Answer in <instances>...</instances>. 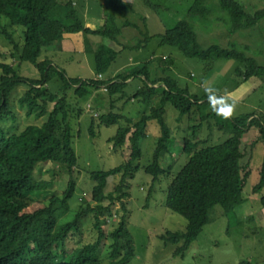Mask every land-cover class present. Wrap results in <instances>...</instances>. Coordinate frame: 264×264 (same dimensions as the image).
<instances>
[{
    "label": "trees",
    "instance_id": "obj_1",
    "mask_svg": "<svg viewBox=\"0 0 264 264\" xmlns=\"http://www.w3.org/2000/svg\"><path fill=\"white\" fill-rule=\"evenodd\" d=\"M144 2L156 7L151 0ZM218 4L221 10L228 13L229 19L225 21L229 23L228 29L232 33L252 28L264 18V8L249 12L238 0H218ZM131 6L124 0H106L103 4L104 22L93 28L81 18L74 0H61L60 9L54 10L50 0H0V36L13 45L11 55L15 60L30 62L40 73L38 79L23 77L13 64L0 60V264H129L136 253L128 227L130 211L126 200L131 196L130 180L141 168L139 161L143 152L140 140L148 135V123L156 120L161 129L153 162L143 167L146 173L153 176L147 198L149 201L154 194V183L167 173L161 162L171 153L173 145L172 129L166 120V105L172 104L179 112L180 119L186 115L193 118L198 113L203 122L210 121L214 116L216 111L213 106L220 108L213 97L181 88L172 76L152 79L147 65L107 76L112 64L127 48L121 45L118 37L122 33L118 17ZM214 10L211 0H195L187 16L172 28L161 34L149 35L146 39L144 37L131 49L146 48L152 39L158 38L160 47H176L187 58L209 64H213L215 59L236 61L239 65L234 70V76L241 77L240 82L256 75L264 76V65L241 51L219 45L202 48L194 22L212 19ZM218 20H222V17ZM126 24L133 25L130 21H126ZM135 27L138 25L135 24ZM17 30L21 32V42L16 38ZM74 33H82L87 38L86 49L95 55L97 78L83 80L69 77L49 57L41 58L43 52L62 41L66 34ZM92 35L100 36L108 43L99 42L97 47L90 48L88 37ZM58 79L60 85L51 91L52 82ZM137 80L139 86L127 100L137 99L146 103L157 96L160 89L161 96L160 106L152 107L150 113L135 120L123 113V105L116 107V103L125 98L127 86ZM18 85L27 87L18 97L19 104L26 109V115L47 119L42 125H29L23 131L10 135L5 132L1 122L14 117L11 96ZM91 89L106 92L105 97L100 94V99L95 98L97 100L91 106L93 112L99 115L98 118L92 115L91 133L95 132L97 120L99 125L106 126L124 121L125 125L119 127L110 141L114 142L116 148L129 144L132 152L130 158L120 166L92 172L91 177L95 180L92 200L82 199L78 211L70 217L59 218V213L69 210V202L75 194L76 184L73 180L62 196L54 195L44 204L34 206L29 195L51 185L49 181L36 180L35 171L40 163H60L69 171L77 165L69 123L70 111L82 113L80 99L89 96ZM73 95L77 109L71 108ZM107 104H110L109 109L106 108ZM210 109L212 111L209 112ZM227 119L231 122L230 126L224 122L219 124L221 130L230 133V137L223 142L199 148L200 141L194 142L191 137L184 139L182 151L189 155V159L169 184L165 205L186 218L188 225L185 231H167L160 236L166 244L177 246L175 256L186 254L204 227L212 221L215 206L221 205L225 215L233 217L246 201L244 187L251 168L249 164H244L248 145H245L242 136L257 129L264 135V119L260 116L250 118V115L239 118L229 116ZM202 124L195 125L194 131ZM253 140L249 144L252 148L257 144ZM114 175H121L120 181L111 191H107L109 178ZM253 190L255 193L264 190V160ZM117 202L122 204L123 213L108 232L106 228L112 225L111 220L117 215ZM261 202L264 206V194ZM89 215L95 219L96 241L68 249L65 241L70 232L74 228L79 229L82 220ZM105 239L111 241L108 262L99 257V248Z\"/></svg>",
    "mask_w": 264,
    "mask_h": 264
},
{
    "label": "rangeland",
    "instance_id": "obj_2",
    "mask_svg": "<svg viewBox=\"0 0 264 264\" xmlns=\"http://www.w3.org/2000/svg\"><path fill=\"white\" fill-rule=\"evenodd\" d=\"M151 1L156 7L149 6L144 0H135L133 11L125 10L124 14L118 17V24L122 29L118 37L121 45L127 48L112 64L107 76L147 65L152 79L172 76L181 88H187L191 93L209 96L205 89L214 88L215 93L211 97L220 108L234 104L230 116L232 118L250 115V118L260 116L264 119V76L262 74L240 82L241 77L234 76V70L239 65L236 61L215 59L213 64H209L206 61L187 58L176 47L167 45L160 47L158 38L152 39L146 48L131 49L138 44L139 40H144V37L146 39L149 35L161 34L172 28L180 19L187 16L195 0ZM238 1L249 12L264 8V0ZM103 2L105 3L106 0ZM60 3L61 0H50L53 10L59 9ZM211 5L215 9L212 19L194 22L202 48L219 45L226 49H236L247 56L254 57L260 65H264V18L252 28L232 33L228 29L229 23L225 21L229 19L228 13L219 8L218 0H211ZM96 10L104 11L99 6ZM84 12L81 10V18L85 21ZM221 17L222 20H218ZM142 20L145 29H143ZM126 21L137 24L138 28H130L129 26L132 25L126 24ZM15 33L16 38L21 42L20 30ZM88 38L90 42L88 45L93 49L99 42L107 41L100 36L92 35ZM86 42H88L87 38L82 33L66 34L62 41L56 43L49 51L43 52L41 58L49 57L60 69H64L69 77L83 80L97 78L95 55L87 51ZM13 48L12 44L0 36V60L13 64L23 77L40 78V73L33 64L15 60L12 57ZM59 85L60 80H54L51 91L57 89ZM138 86L139 80L129 84L125 89V98L116 103V107L123 105V113L135 120L140 119L145 113H150L152 107L160 106L161 96L159 88V94L149 102L144 103L137 99L127 100L135 93ZM26 90L25 85L16 87L11 96V111L14 117H8L1 122L5 132L10 135L23 131L29 125H42L47 119V117L38 119L35 116L26 115V109L18 102V97ZM90 92L89 96L80 99L82 113L78 110L70 111L69 123L72 128L73 147L78 159L77 165L69 171L60 163L51 161L40 163L35 171V178L49 181L51 185L35 190L29 195L34 206L44 204L54 195L62 196L69 182L73 180L76 184L75 194L69 202V210L59 213V218L70 217L72 213L78 211L83 203L82 199L92 200L91 193L95 185V180L91 177L92 172L118 167L130 158L132 152L129 144L116 148L114 142L110 141L117 134L119 127L125 125L124 121L106 126L99 125L97 120V126H94L95 132L91 133L92 117L99 116L97 112H93L91 106L95 104L97 100L95 98L100 99V94L105 97L106 92L103 89H91ZM71 102L73 109L77 104L76 98ZM74 108L77 109V107ZM106 108L109 109L110 104H107ZM179 117L177 109L172 104H167L166 120L172 129L173 145H171V153H168L161 162L167 173L161 175L160 180L154 183V194L149 201L147 198L152 187L153 176L146 173L143 167L153 162L154 150L161 135L158 121L152 120L148 123V135L140 140L143 152L139 161L141 168L130 180L131 196L126 200L130 211L128 227L134 239L136 253L129 264H242L243 262L264 264V206L261 202L264 190L260 193H255L253 190L258 182L264 160V135L259 129L249 134L244 133L242 136L245 145H248L244 164L250 165L251 174L244 187L246 201L237 215L229 217L225 215L221 205L215 206L211 214L212 221L204 227L184 256H175L177 246L172 243L166 244L160 239L161 234L167 231H185L188 225L186 218L165 205L169 184L189 159V155L182 151L184 139L191 137L194 142L200 141L199 148H202L206 145L218 144L230 137V133L221 130L219 124L224 122L230 126L231 122L217 115V112H214L210 121L204 122L198 113L193 118L188 115L182 119ZM201 123L203 124L194 131L193 127ZM252 140H256L257 143L253 148L249 145ZM250 160H252L251 163H249ZM120 178L121 175L111 176L106 190L111 191ZM115 208L117 215L111 220L112 225L106 228L108 232L113 229L123 213L121 203L117 202ZM94 222L93 216L84 218L80 228H74L70 232L65 246L73 249L96 241L98 233L94 230ZM110 243V240L105 239L99 248V257L105 262H108L111 252Z\"/></svg>",
    "mask_w": 264,
    "mask_h": 264
},
{
    "label": "crops",
    "instance_id": "obj_3",
    "mask_svg": "<svg viewBox=\"0 0 264 264\" xmlns=\"http://www.w3.org/2000/svg\"><path fill=\"white\" fill-rule=\"evenodd\" d=\"M124 1L128 2L132 5L131 8H129L127 10L133 11V9L135 7L134 6L135 0H124ZM74 4L80 12H81V10L85 11L84 17H85L86 25L88 24L87 26L92 27L91 25H93V28H97L104 22L103 11L96 10V8H98V6L101 9H103V4H104L103 0H74ZM143 22L144 21L142 20V26L144 27L143 29H145ZM132 24H133L132 26H129L130 28H134V29L138 28V27H135V23H132ZM140 27H139V29H140ZM113 75H116V73Z\"/></svg>",
    "mask_w": 264,
    "mask_h": 264
},
{
    "label": "clouds",
    "instance_id": "obj_4",
    "mask_svg": "<svg viewBox=\"0 0 264 264\" xmlns=\"http://www.w3.org/2000/svg\"><path fill=\"white\" fill-rule=\"evenodd\" d=\"M205 91L209 94L211 97L215 93L214 88H206ZM234 104H229L224 108L217 109L215 106H213V110L217 112V115L222 116L223 118L227 119L229 116H231L233 111Z\"/></svg>",
    "mask_w": 264,
    "mask_h": 264
}]
</instances>
